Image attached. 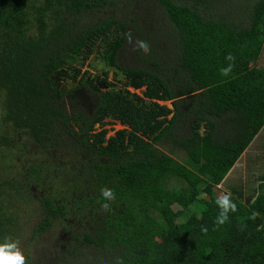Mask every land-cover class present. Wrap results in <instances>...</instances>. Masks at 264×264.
Instances as JSON below:
<instances>
[{
  "label": "trees",
  "instance_id": "1",
  "mask_svg": "<svg viewBox=\"0 0 264 264\" xmlns=\"http://www.w3.org/2000/svg\"><path fill=\"white\" fill-rule=\"evenodd\" d=\"M263 47L264 0H0V243L56 229V258L28 264H264V174L222 190L237 211L218 227L214 191L263 129ZM91 54L116 83L82 71Z\"/></svg>",
  "mask_w": 264,
  "mask_h": 264
},
{
  "label": "rangeland",
  "instance_id": "2",
  "mask_svg": "<svg viewBox=\"0 0 264 264\" xmlns=\"http://www.w3.org/2000/svg\"><path fill=\"white\" fill-rule=\"evenodd\" d=\"M144 3V2H143ZM141 3V5L143 4ZM210 7L207 10L202 11V13L205 16L216 18L218 14V8L219 4L211 2ZM154 4H149L144 7V11H148L149 8H151ZM226 9V8H225ZM234 13L230 15V19L234 20L236 22L240 21L239 17H233ZM163 23V21H161ZM165 23V22H164ZM152 21L150 22V29H153V26L151 25ZM157 30V29H155ZM159 36H161L159 34ZM155 43L158 44V46L163 49L165 48V43L163 38L162 39H152ZM133 43H129L127 40V43L123 49V56L126 60L125 65L127 66H136L140 67L143 66L137 59V52L140 51L139 49L133 50L134 45H136V38H132ZM164 54L163 56H165ZM167 56V55H166ZM258 65H262L264 67V47L261 53L260 58L258 59ZM82 71H87L90 75L98 74L101 72L102 69H108V80L111 82L116 83L114 79V72L111 68H107L105 64H103L98 58L94 56V54H91L88 58V60L85 62V64L81 67ZM68 86L70 85L68 81L64 82ZM117 85H120L117 83ZM129 90H133L132 88H129ZM161 104H166L169 108H172V104L170 100L167 101H160ZM170 116V115H169ZM95 127H98V124L95 125ZM107 128V134L106 136H109L113 134L116 130L123 128L122 125H120L118 122H114L113 124H106L104 126ZM98 129V128H97ZM158 147L163 152H169L171 151V146L169 144L165 145L164 143L159 144ZM175 152H178L179 155H182L180 147H176ZM264 174V126L263 129H261L255 137L252 139L251 143L248 145V147L244 150L242 155L237 159V162L233 166L232 170L226 175V177L217 185L214 187V191L216 194L221 195L223 192V189H226L227 185H238L241 184L242 188L245 192L251 191L256 184L259 182L260 177ZM227 190V189H226ZM177 208H180L178 205L174 204L173 209L176 210ZM33 218H31L32 220ZM57 232L56 229H52L49 231L44 232V234H41L39 237V240H33L31 239L30 234H21L20 238H18L19 246L24 251H30L31 255L33 256L37 250L38 253L48 256L50 258H56V251H54V235ZM53 247H52V245ZM52 262V259L51 261Z\"/></svg>",
  "mask_w": 264,
  "mask_h": 264
},
{
  "label": "clouds",
  "instance_id": "3",
  "mask_svg": "<svg viewBox=\"0 0 264 264\" xmlns=\"http://www.w3.org/2000/svg\"><path fill=\"white\" fill-rule=\"evenodd\" d=\"M126 39L128 40L129 43H133L130 32L126 34ZM137 43L139 44V48H137L134 45L133 50L139 49L145 54L150 53L151 48L146 41L137 40ZM226 59L233 61V63L229 65L228 71H230L231 68L234 67L235 58L231 54H229L228 56H226ZM228 71H223L222 74L227 75ZM101 195L104 198V200L108 202L101 205L102 211L110 210L111 202L114 201L116 198L114 191L112 189H107V188L101 189ZM216 204L220 206L222 209V212L217 217L215 222L216 226L218 227L220 225L225 224L228 221L229 219L228 212L229 211L236 212L237 206L232 201L230 192L218 196L216 199ZM257 215L258 214L254 212L250 218L255 219ZM201 230L205 233H207L208 231L207 227L205 226H202ZM241 230H243V226ZM0 264H28L27 257L24 251L19 246L18 240H13L9 237H5V242L0 243ZM116 264H123V260L121 258H117Z\"/></svg>",
  "mask_w": 264,
  "mask_h": 264
},
{
  "label": "flooded vegetation",
  "instance_id": "4",
  "mask_svg": "<svg viewBox=\"0 0 264 264\" xmlns=\"http://www.w3.org/2000/svg\"><path fill=\"white\" fill-rule=\"evenodd\" d=\"M72 88L73 87V85H69V88ZM74 89V88H73ZM84 88H76V89H74L73 90V93H72V95H71V98H81V97H87V89H85V90H83ZM72 103L70 104L71 105V107L73 108V109H75V110H78V109H80V107H79V101H76V100H73V101H71ZM82 108H84V109H91V107H92V103L90 102V101H88V100H86V101H82V103H81V105H80Z\"/></svg>",
  "mask_w": 264,
  "mask_h": 264
},
{
  "label": "water",
  "instance_id": "5",
  "mask_svg": "<svg viewBox=\"0 0 264 264\" xmlns=\"http://www.w3.org/2000/svg\"><path fill=\"white\" fill-rule=\"evenodd\" d=\"M242 153H243V152H242ZM242 153H241V155H242ZM241 155H240V156H241ZM236 162H237V161H236ZM236 162H235V163H236ZM235 163L233 164V166L235 165ZM233 166L229 169V171L226 173V175L232 170ZM226 175L224 176V178L226 177ZM224 178H223V179H224Z\"/></svg>",
  "mask_w": 264,
  "mask_h": 264
}]
</instances>
